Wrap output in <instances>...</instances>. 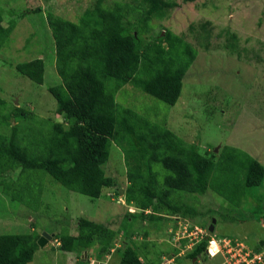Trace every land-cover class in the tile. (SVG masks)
Returning a JSON list of instances; mask_svg holds the SVG:
<instances>
[{
  "label": "trees",
  "instance_id": "obj_1",
  "mask_svg": "<svg viewBox=\"0 0 264 264\" xmlns=\"http://www.w3.org/2000/svg\"><path fill=\"white\" fill-rule=\"evenodd\" d=\"M179 5L178 0H134V3L117 0L111 4L95 0L78 21L48 11L56 69L62 78V82L50 86L49 91L57 100V111L63 121L50 118V129L40 136L22 134L23 125L28 119L35 122V117H28L29 112L14 102L7 107V100L0 97V126L11 128L8 135L0 130V187L4 193H11L7 186L15 182L6 179L19 169L17 178L24 173L44 171L67 188L91 198L100 197L105 188L119 196L122 188L119 180L105 168L112 145L125 154L128 182L124 188L125 201L138 208V212L127 210L126 224L152 222L156 227L174 215L193 216L194 207L183 201L186 193L204 194L212 188L230 199L232 192H245L262 184L264 165L239 148L225 146L226 158L221 160L216 152L203 154L166 125L117 99L123 87L130 83L166 104L175 105L179 101L184 80L199 50L185 33H176L171 28L164 27L155 35L151 34L156 26L152 22L165 19L170 10ZM34 10L41 11V8ZM3 21L4 9L0 7V51L13 32L16 19H11L7 26ZM189 26L190 31L199 26L193 34L196 41L202 48L211 49L212 22L205 20ZM230 37L231 45L227 47L234 51L238 38L236 34ZM16 69L38 84L45 82L43 58L19 62ZM240 167L244 169L243 177L230 180L227 171L236 175ZM31 191L22 188L19 200L32 204V198L23 196ZM107 195L112 199L111 193ZM11 196L16 199L15 194ZM122 231L124 242L118 248L122 252L121 260L109 264H159L162 261L166 253H156V257L150 258L152 241L133 240L136 233L127 225L114 229L106 223L81 217L78 234H56L55 239L61 242L60 248L68 252L80 249L90 252L98 244L96 256L102 264L100 259L110 253ZM208 235L188 250L186 258L191 264L200 256H209L211 236ZM40 236L32 232L0 234V264L31 262ZM179 251L172 247L167 253ZM87 261L83 258L77 264H87Z\"/></svg>",
  "mask_w": 264,
  "mask_h": 264
},
{
  "label": "rangeland",
  "instance_id": "obj_2",
  "mask_svg": "<svg viewBox=\"0 0 264 264\" xmlns=\"http://www.w3.org/2000/svg\"><path fill=\"white\" fill-rule=\"evenodd\" d=\"M94 1L0 0V7L4 9L3 25L7 26L11 19H16L15 28L0 51V97L7 100V107L14 102L29 112L28 117H35V122L28 119L23 125L22 134L29 132L40 136L50 129V118L63 121L57 111V100L49 91V87L60 84L62 78L56 69L55 42L47 21L48 11L78 21ZM115 1L106 0L110 4ZM127 1L134 3V0ZM178 1L180 5L170 10L165 19L152 22L156 26L151 34L168 27L176 33H185L199 50L184 80L179 101L175 105L166 104L130 83L123 87L117 99L166 125L187 144L196 145L203 154L216 152L221 160L226 158L224 147L234 146L264 165V0ZM39 7L41 11L34 10ZM205 20L211 21L213 26L209 50L202 48L193 35L199 26L193 31L189 26ZM232 34L238 38L234 51L227 47L231 45ZM35 58L45 60L44 84L34 82L16 69L19 62ZM10 129L7 125L0 126L2 134H10ZM105 168L108 173L116 175L121 190H124L128 184L127 165L121 148L112 145L110 161ZM243 171L240 167L238 174L228 171L227 174L230 180H235L236 176L241 179ZM18 172L19 169L13 172V177L6 179L15 182L10 186L7 183L10 192L16 195L15 200L11 193H4L0 187V234L32 232L52 235L46 245L39 244L34 259L28 264H77L83 258L88 259L87 264H99L96 256L98 244L90 252L80 249L70 253L62 250L58 245L60 241L55 239L56 234H78L81 217L106 223L114 229L129 226L136 233L133 240L152 241L150 258L156 257V253L169 256L171 252H167L172 251V243L178 238L175 229L184 219L201 228V232L194 234L196 238L204 233L217 240L237 238L252 249L259 248V243L264 240V179L260 186L245 192H232L230 199L212 188L204 194L186 193L183 201L194 207L195 214L179 219L180 223L173 219L177 215L172 216L155 227L152 222L144 225L136 221L124 222L127 210L138 212L137 207L126 203L124 192L118 196L115 191L105 188L100 197L91 198L67 188L47 172H28L17 178ZM24 187L32 190L31 194L23 195L25 199L32 198V204L19 200ZM109 193L112 199L107 195ZM212 223L214 230L210 231ZM123 238L124 231L110 253L100 259L102 264L121 260L122 252L118 248L122 246ZM185 239L189 240L188 237ZM187 245L181 244L182 247ZM217 257L200 256L192 264H214L220 260V255ZM180 261L191 264L186 259L180 258Z\"/></svg>",
  "mask_w": 264,
  "mask_h": 264
},
{
  "label": "built area",
  "instance_id": "obj_3",
  "mask_svg": "<svg viewBox=\"0 0 264 264\" xmlns=\"http://www.w3.org/2000/svg\"><path fill=\"white\" fill-rule=\"evenodd\" d=\"M198 232H201V228L189 223L175 231L178 238L175 239L173 245L179 248L180 251L172 253L170 256H163V260L160 264H186L180 261V258L183 259V257H185L186 250L192 248L196 243L200 242L208 235V233H204L201 237L196 238L194 234ZM186 237L189 238L188 245L187 247H182L181 240H188L185 239ZM207 253L210 255L211 259H218L217 256L220 255V260L215 262V264H264V244H261L257 249H252L237 238L232 239L223 237L219 240L211 238Z\"/></svg>",
  "mask_w": 264,
  "mask_h": 264
},
{
  "label": "clouds",
  "instance_id": "obj_4",
  "mask_svg": "<svg viewBox=\"0 0 264 264\" xmlns=\"http://www.w3.org/2000/svg\"><path fill=\"white\" fill-rule=\"evenodd\" d=\"M129 212H130V211H129ZM174 216H176V215H174ZM177 216H178V217H176V218H173V217H172V218H173V219H176V220L178 221L177 223H180V222H179V219H182L183 217L180 216V215H177ZM187 223H189V224H191V225H193V226H196L195 224L191 223V222L188 221L187 219H184V220L182 221L181 224H178V227H177V229H175V231L181 229V228H182L185 224H187ZM42 234H43V233H42ZM42 234H41V236H42ZM41 236H40V237H41ZM205 237H206V236H205ZM51 238H52V237H51ZM51 238H49L47 242H49V240H50ZM57 240H58V239H57ZM186 241H187V243L189 242V240H186ZM186 241H184V240L182 241V240H181V244H182V243H186ZM173 243H174V242H173ZM173 243H172V245H173ZM38 244H39V243H38ZM60 244H61V242H60V243L58 242V245H59V246H60ZM197 244H198V243H196L195 245H197ZM263 244H264V243H263ZM195 245H194V246H195ZM260 245H261V243H259V246H260ZM259 246H258V247H259ZM173 247H175V246L173 245ZM176 248H177V247H176ZM192 248H193V247H192ZM192 248H190V249H188V250H191ZM186 251H187V250H186ZM172 253H174V252H171V253L169 254V256H170ZM163 256H165V255H163ZM186 256H187V253H186L185 257H183V260L186 259L187 261H189V260L186 258ZM162 260H163V257H162ZM160 263H161V262H160ZM160 263H159V264H160ZM184 263H185V262H184Z\"/></svg>",
  "mask_w": 264,
  "mask_h": 264
},
{
  "label": "water",
  "instance_id": "obj_5",
  "mask_svg": "<svg viewBox=\"0 0 264 264\" xmlns=\"http://www.w3.org/2000/svg\"><path fill=\"white\" fill-rule=\"evenodd\" d=\"M123 192H124V190H121L122 194H123ZM213 222L215 223L216 220L214 219ZM214 223H212L210 225V228H209L210 231L214 230ZM51 237H52V235H48L47 233H43L42 236L39 238V244L43 246L44 244L47 243L48 239Z\"/></svg>",
  "mask_w": 264,
  "mask_h": 264
},
{
  "label": "crops",
  "instance_id": "obj_6",
  "mask_svg": "<svg viewBox=\"0 0 264 264\" xmlns=\"http://www.w3.org/2000/svg\"><path fill=\"white\" fill-rule=\"evenodd\" d=\"M47 243H48V242H47ZM47 243H46V244H47ZM46 244H44V245H46ZM44 245H43V246H44ZM66 252H68V251H66ZM70 253H71V252H70ZM100 262H101V261H100ZM103 263H104V262H103Z\"/></svg>",
  "mask_w": 264,
  "mask_h": 264
}]
</instances>
